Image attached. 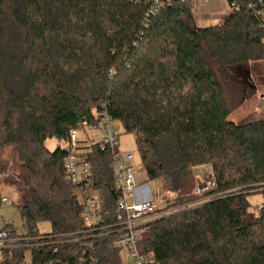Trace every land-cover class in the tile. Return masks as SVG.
Segmentation results:
<instances>
[{
    "label": "trees",
    "instance_id": "1",
    "mask_svg": "<svg viewBox=\"0 0 264 264\" xmlns=\"http://www.w3.org/2000/svg\"><path fill=\"white\" fill-rule=\"evenodd\" d=\"M262 1L227 0L239 10L201 28L193 0H0V149L17 147L26 167L30 240L2 264H26L28 252L32 264H122L116 228L102 230L115 225L120 196L111 153L81 143L110 215L93 234L66 179L70 131L103 112L135 136L149 181L176 198L143 252L158 264H264V118L233 122L218 75L264 60ZM52 140L64 147L49 149ZM204 166L212 186L186 198Z\"/></svg>",
    "mask_w": 264,
    "mask_h": 264
},
{
    "label": "built area",
    "instance_id": "2",
    "mask_svg": "<svg viewBox=\"0 0 264 264\" xmlns=\"http://www.w3.org/2000/svg\"><path fill=\"white\" fill-rule=\"evenodd\" d=\"M201 1L203 4H209L210 2V0ZM259 1L263 3L262 0ZM225 3L231 11L239 10L236 3L231 6H229L227 0H225ZM158 12L159 7L153 11V14ZM260 15L264 18V12H261ZM114 123V119L103 112L99 114L96 124L85 125L70 131L69 139L65 144L67 152L65 162L66 179L76 186L79 192L84 194L86 191H90L93 193L90 198L84 196L85 201L82 202L84 231L86 234H93L99 230L98 227H104L105 219L109 218L110 215L104 210L105 202L104 198L99 196L100 191L92 186V165L82 155L81 143L83 140H81V135L83 131H86L93 139V144L99 145L103 151L111 153L114 184L120 194L116 202L115 225L112 228L104 227L102 230L113 232L116 228L118 233L116 245L120 248L121 253L126 254L130 264H158L151 254L143 252L141 244L152 224L170 212L158 215V212L162 211L156 201L158 196L154 189L152 190L149 186L150 183H140L141 177H145L147 181L149 179L145 176L144 168L135 164V155L131 152L126 154L121 152L120 133L115 128ZM210 186H212L211 183L204 185L200 192H206ZM1 201L3 207L13 206L10 198L3 191H1ZM160 202L168 203L163 199ZM24 235V233L7 228L0 223V264L4 261L6 250L19 247L22 241H30L25 239ZM55 252V248L48 250V253L54 254ZM90 264L95 263L91 262Z\"/></svg>",
    "mask_w": 264,
    "mask_h": 264
},
{
    "label": "rangeland",
    "instance_id": "3",
    "mask_svg": "<svg viewBox=\"0 0 264 264\" xmlns=\"http://www.w3.org/2000/svg\"><path fill=\"white\" fill-rule=\"evenodd\" d=\"M194 9L203 13L206 10L204 17L209 19L198 22L201 28H207L220 25L232 12L231 9L225 4V0L222 1V7L214 10L211 8V0L209 6H202L199 9L197 4H202L201 0H193ZM220 4V3H219ZM203 5V4H202ZM220 13L215 15V13ZM200 12L198 16L200 17ZM203 17V16H202ZM217 17V18H216ZM218 75L225 86V96L232 110L230 119L236 124H247L256 122L264 118V60L251 63L249 66L240 68L218 69ZM115 128L120 133V150L122 153H133L135 155V164L140 167V155L137 149L135 136L126 133L120 123H114ZM83 129V128H82ZM81 140L86 142V145H92L93 139L90 138L89 133L83 131ZM96 143V142H95ZM58 145L64 147L63 143H59L56 140L48 141L47 147L54 150ZM143 168V167H142ZM140 170V169H138ZM211 173L209 166L199 167L194 170V182L192 191H187L186 198H196L202 195L199 191L206 183L208 175ZM146 176V175H145ZM140 183H150L151 189H154L157 197V204L159 208L163 207L162 211H159L158 215L170 212L174 210V207H169L166 203H161L163 199L165 202L174 203L175 196L166 195L162 183L158 181H147L145 177L140 178ZM0 184L1 191L7 194L13 203L11 207L0 208V223L3 225H10L13 230H17L21 233H28L26 229V222L22 217L20 207L26 206L29 200V186L28 176L25 165L19 159V151L15 146H7L0 149ZM104 192L101 190L99 193L100 198L104 197ZM90 198L93 193L86 191L84 194L79 193V199L81 202L85 201V197ZM98 196V194H97ZM251 203L258 206L262 202V198L259 195H253L249 198ZM160 202V204H159ZM38 229L41 234L49 233L52 226L48 222H41L38 225ZM28 257L29 254H28ZM122 264H130L125 253H121Z\"/></svg>",
    "mask_w": 264,
    "mask_h": 264
},
{
    "label": "crops",
    "instance_id": "4",
    "mask_svg": "<svg viewBox=\"0 0 264 264\" xmlns=\"http://www.w3.org/2000/svg\"><path fill=\"white\" fill-rule=\"evenodd\" d=\"M202 4H199V5L197 4V7H199V9H200V8H202V6H204V7L209 6V5H204V4L202 5ZM210 4H211V8L214 7V10L222 7V1L221 0H211ZM204 11H206V10H203V13H202L200 11H197V9H194V16H195V19L197 22H201V21L209 19L208 17H204L205 15L207 16V14H205L206 12H204ZM198 12H200V15H201L200 17L198 16ZM217 14H220V13H217V11H216L215 15H217ZM28 254L30 257H28ZM28 254L26 255V264H32V255H31V253H28Z\"/></svg>",
    "mask_w": 264,
    "mask_h": 264
},
{
    "label": "water",
    "instance_id": "5",
    "mask_svg": "<svg viewBox=\"0 0 264 264\" xmlns=\"http://www.w3.org/2000/svg\"><path fill=\"white\" fill-rule=\"evenodd\" d=\"M164 1H166V0H164Z\"/></svg>",
    "mask_w": 264,
    "mask_h": 264
}]
</instances>
